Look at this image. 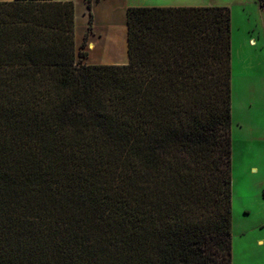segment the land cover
Returning a JSON list of instances; mask_svg holds the SVG:
<instances>
[{
    "label": "trees",
    "instance_id": "16d2710c",
    "mask_svg": "<svg viewBox=\"0 0 264 264\" xmlns=\"http://www.w3.org/2000/svg\"><path fill=\"white\" fill-rule=\"evenodd\" d=\"M127 25L87 64L73 1L0 0V264H233L231 8Z\"/></svg>",
    "mask_w": 264,
    "mask_h": 264
},
{
    "label": "rangeland",
    "instance_id": "374dc122",
    "mask_svg": "<svg viewBox=\"0 0 264 264\" xmlns=\"http://www.w3.org/2000/svg\"><path fill=\"white\" fill-rule=\"evenodd\" d=\"M252 1L214 4L232 11L233 264H264V6Z\"/></svg>",
    "mask_w": 264,
    "mask_h": 264
},
{
    "label": "crops",
    "instance_id": "0c3cea01",
    "mask_svg": "<svg viewBox=\"0 0 264 264\" xmlns=\"http://www.w3.org/2000/svg\"><path fill=\"white\" fill-rule=\"evenodd\" d=\"M75 4V41L81 47L87 37V64H126L128 55L127 10L132 6H203L227 4L215 0H57ZM235 1V0H234ZM252 0H242L244 6ZM233 7V6H232ZM234 21V19H233ZM91 27V29H89ZM253 42H255L253 40ZM264 244V239L258 243Z\"/></svg>",
    "mask_w": 264,
    "mask_h": 264
}]
</instances>
